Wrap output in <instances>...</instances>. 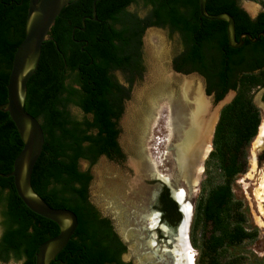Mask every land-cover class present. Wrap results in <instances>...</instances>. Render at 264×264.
Returning <instances> with one entry per match:
<instances>
[{"label":"trees","instance_id":"obj_1","mask_svg":"<svg viewBox=\"0 0 264 264\" xmlns=\"http://www.w3.org/2000/svg\"><path fill=\"white\" fill-rule=\"evenodd\" d=\"M94 2L76 0L62 10L27 84L25 110L40 122L45 136L32 188L48 206L70 210L79 221L51 264H134L123 260L126 245L111 220L91 202V168L103 157L118 164L126 161L119 143L120 121L136 76L142 80L145 72L143 37L150 27H167L171 35H180L184 48L173 60L174 70L203 77L215 103L236 93L220 113L190 228V242L200 251L201 262L225 264L229 251L257 238L233 185L248 172L249 150L263 123L254 96L264 89V54L245 55L231 47L227 22L203 18L199 0H97L96 20ZM132 4L150 8V13L141 19L128 11ZM29 5L30 0H0V106L8 102L7 87L15 54L26 37ZM223 13L235 18L237 34L264 26V14L253 21L234 0H208V15ZM118 72L127 75V87L116 79ZM23 149L10 115L0 111V175L14 171ZM82 162L89 169L83 170ZM161 201L167 217L173 215L172 223L179 222L181 215L168 193ZM0 212L3 261L13 254L16 261L36 264L39 247L60 234L55 222L27 208L11 177L0 176Z\"/></svg>","mask_w":264,"mask_h":264},{"label":"rangeland","instance_id":"obj_2","mask_svg":"<svg viewBox=\"0 0 264 264\" xmlns=\"http://www.w3.org/2000/svg\"><path fill=\"white\" fill-rule=\"evenodd\" d=\"M240 1L242 7L252 17L261 11V7L254 2L255 0ZM259 1L264 3V0ZM250 5L257 7L255 13L248 10L247 7ZM130 11L140 16L145 14L139 7H132ZM181 51L182 42L178 35L173 36L168 32L155 29H150L145 33L143 37L145 72L142 80L133 87L131 99L126 103L125 112L120 121L121 136L119 143L126 154V161L124 164H117L106 158H101L91 168L94 178L90 192L91 202L104 217L111 220L115 232L125 243L127 253L123 259L134 264H168L164 258H162L165 260L164 263L159 262L160 255L151 259V263H147V255L151 252L150 249L143 251V254L146 255L141 260V251H139L140 246L138 244L141 243L140 233L145 237L144 244L147 242L146 239L149 238V229L146 231L140 229L142 216L150 210L163 213V206L159 202V198L152 200L154 193L160 192L162 189L161 184L157 183L152 177L153 173L161 174L173 183L176 181L177 164L174 148L179 143V137L174 125L179 121L178 114L183 111L182 102L179 100L178 92H176L177 86L173 88L174 93L177 95L172 100L169 96L170 91L165 92L163 96L159 94L157 98L152 94L150 98L143 100L140 97L142 90L151 84L150 78L152 76L156 75L160 69L165 68V71L167 70L180 81L187 78L193 80L196 86L200 85L204 96L212 104V114L216 111L217 121L220 118L221 104L215 105L217 103L214 101V96H206V83L203 78L197 74L184 75L174 70L173 60ZM117 78L124 83L120 74H117ZM179 84L182 85L181 82ZM263 93L264 89L256 92L254 102L261 110L262 122L264 123ZM230 95L231 92L223 100L230 101L232 99ZM154 99L158 100L157 106L153 105ZM190 104L192 105L191 102H189ZM71 112L76 118L82 119V113L78 109L72 108ZM182 122L185 123L183 119ZM216 126L217 122L214 131ZM249 162L248 172L236 180L233 189L237 200L244 205L249 226L252 231L257 232V238L246 241L240 247L229 251L225 264H264V137L259 138L258 135L251 145ZM81 167L83 170H87L89 164L82 162ZM204 176L205 171L202 173L197 192L190 198L193 205V216L195 201L200 194ZM175 187L188 190L186 184L182 181L175 184ZM177 208L179 211V207ZM1 220L2 216L0 215V222ZM167 222L171 224L169 220ZM171 225L175 226V224ZM1 233L2 229H0V235ZM150 234H152L151 231ZM158 239L159 242L164 240L160 232ZM158 244L161 246L160 243ZM193 251L196 256L195 264H203L200 251L195 247H193ZM0 264L3 263L0 262ZM9 264L17 263L11 261Z\"/></svg>","mask_w":264,"mask_h":264},{"label":"water","instance_id":"obj_3","mask_svg":"<svg viewBox=\"0 0 264 264\" xmlns=\"http://www.w3.org/2000/svg\"><path fill=\"white\" fill-rule=\"evenodd\" d=\"M72 1L76 0H30L26 37L15 54L13 69L7 87L8 102L0 106V111L7 112L10 115L24 143V149L15 161L14 171L9 175L0 176L13 178L16 191L27 208L34 214L55 222L60 228V234L57 237L48 240L39 247L36 264H51L70 242L79 224L78 217L74 212L66 209L51 208L32 188V174L43 152L45 136L40 122L27 113L24 107L27 96V84L38 70L43 45L51 40L49 33L56 19ZM96 1L93 5L95 20L97 18ZM207 2L208 0H199L201 16L211 21H226L228 23L227 31L230 46L233 48L241 47L243 42L236 41L233 17L228 14L208 15ZM246 37L250 38V36ZM29 64H32V67L27 69ZM235 95L236 93L232 91L230 95L232 99L230 101L222 100L215 105L222 104V111L226 105L232 102ZM206 96L209 97L207 93ZM212 150L213 147L209 153ZM158 181L169 188L162 180ZM173 200L180 207L179 203L175 199ZM179 209L182 218L183 212L181 208Z\"/></svg>","mask_w":264,"mask_h":264},{"label":"bare ground","instance_id":"obj_4","mask_svg":"<svg viewBox=\"0 0 264 264\" xmlns=\"http://www.w3.org/2000/svg\"><path fill=\"white\" fill-rule=\"evenodd\" d=\"M247 8L252 13L257 11L255 5H250ZM31 67L32 64H29L27 69ZM173 76L174 75L167 70L165 71V68L160 69L156 75L150 78L151 84L142 90L140 97L141 99L143 98V100H147L152 94L157 98L159 94L163 96L165 92L170 91L169 96L172 100V98L177 95L174 93L175 91H173V88L177 86L176 92H178L179 100L182 102L183 108V111H181L182 109L180 110L183 114H178L179 121L177 120L178 123L174 125L175 129L178 131L179 137V143L175 145L174 148L177 164V178L173 183L168 178L156 172L153 173L152 177L164 181L169 189H172L171 192L175 200H177L181 206L183 220L176 226L171 227L161 222L162 220L158 212L153 211L145 214L141 218L142 225L140 229L142 231L149 229L152 234H150L149 238L146 239L147 242L144 244L145 237L140 233L139 239L141 243L138 245L141 248V250L139 248V251H141V260L144 258V255H146L143 254V251L145 249L151 250L147 255V263H151V259L160 255L161 258L159 262L161 263L166 260L165 262L168 264H195L196 256L194 255L193 247L190 242V226L193 219V206L190 198L197 192L204 171V162L212 148V135L214 134L213 132H215L214 128L216 122L218 124L219 118L217 121L216 111L212 114V104L204 96L200 85L196 86L193 80H188L187 78L182 80V82L180 79L178 80V78ZM180 82L182 85L179 84ZM189 102H191L192 105H189ZM157 104L158 100L154 99L153 105L157 106ZM213 106L215 105L213 104ZM220 106V108H222V104ZM182 119L185 123L182 122ZM263 137L264 123L259 133V138ZM180 181L186 184L188 190L175 187V184ZM158 229L166 236L168 240V242H166L167 246H160L157 243L155 231Z\"/></svg>","mask_w":264,"mask_h":264},{"label":"flooded vegetation","instance_id":"obj_5","mask_svg":"<svg viewBox=\"0 0 264 264\" xmlns=\"http://www.w3.org/2000/svg\"><path fill=\"white\" fill-rule=\"evenodd\" d=\"M234 2L236 3V5L237 6H239L241 9H243L245 12H247V10L246 9H244L243 7H242V5H241V1L240 0H234ZM257 5H259V7H261L260 9H261V11L259 12V13H257L256 14V16H254V17H252L248 12V14L250 15V18H251V20H256L257 18H258V16L260 15V14H264V3L263 2H261V1H259V0H255L254 1ZM132 7H139V8H141L144 12H145V14H144V16H140L139 14H137V13H135V12H131L130 11V8H132ZM128 11L129 12H131V13H135V14H137L138 15V17L139 18H141V19H145L147 16H148V14L150 13V8H145V7H143L141 4H132L129 8H128ZM223 14H228V15H230L229 13H223ZM231 16V15H230ZM231 17H233V16H231ZM233 19H234V21H235V29H236V41L237 42H240V41H242L243 43H242V46L241 47H239V49H237L241 54H245V55H251V54H257V55H261V54H264V26H258L257 27V29L255 30V31H253V32H243L242 34H237V22H236V20H235V18L233 17ZM227 25H228V23H227ZM150 29H155V30H161V31H164V32H168L169 34H171V31H170V29L169 28H158V27H150V28H148V29H146V31H145V33L148 31V30H150ZM175 35H178V34H175ZM179 37H180V35H178ZM246 36H250V38L249 37H246ZM183 43H182V50H183ZM248 64V65H247ZM261 64H263V63H260L259 65H261ZM250 63H246L245 64V67H253V66H255L254 64H251L250 66ZM116 74V79L118 80V78H117V74H120L122 77H123V80H124V83H122V82H120L119 80H118V82L119 83H121L122 85H124V86H128V77H127V75H125V73H123V72H118V73H115ZM203 78V77H202ZM140 79V77L139 76H136V79H135V81H136V83L137 82H139V81H141V80H139ZM203 80L205 81V79L203 78ZM205 83H206V81H205ZM217 94V93H216ZM263 98H264V93H263V95H262V100H263ZM128 102V101H127ZM126 102V103H127ZM263 102V101H262ZM264 103V102H263ZM262 126V125H261ZM260 129H261V127H260ZM104 158V157H103ZM118 164V163H117ZM155 179V181L157 182V183H159V184H161V186H162V189L160 190V192H156V193H154V196H153V198H152V200L154 201V200H157V198H159V202H161V204H162V201H161V199H162V196L164 195V194H166V193H168V195H169V198H171L172 199V201H174L173 199H175L174 198V196H173V193L171 192L172 191V189L170 188H167L166 186H163L162 185V183L160 182V181H158V179L157 178H154ZM164 182V181H163ZM168 186V185H167ZM155 194H156V196H155ZM177 201V200H176ZM178 202V201H177ZM179 203V202H178ZM177 205V204H176ZM180 205V204H179ZM162 206H163V213H161V212H158V211H155V210H150V211H147V213H145V214H148V213H150V212H153V211H155V212H158L159 214H160V219L162 220L161 222L162 223H166V224H168L169 226H171V227H174V226H172L171 224H175V226L178 224V223H180L182 220H183V215H182V218H181V220L179 221V222H177V223H172V221L171 220H173V215H169V217H167V213H166V211H165V206L162 204ZM178 207V206H177ZM179 208H181V206L179 207ZM180 210V209H179ZM2 211V210H1ZM178 213H180L179 211H178ZM144 214V215H145ZM0 215H1V212H0ZM181 215V214H180ZM167 217V218H166ZM169 220V222L171 223V224H169L167 221ZM191 227V226H190ZM159 232L162 234V236L164 237V240L162 241V242H159V239H158V237H159ZM156 234H157V236H156V241H157V243H160L161 244V246H167L166 244V242H168V240L166 239V236H164L163 235V233L161 232V230H157L156 232H155ZM2 234V233H1ZM148 236H150V231L148 230ZM125 244V243H124ZM126 255V254H125ZM124 255V256H125ZM123 256V257H124ZM5 257V255L4 254H0V262H2L3 264H9L11 261H14V262H16L17 264H23L24 263V259L23 260H18V261H16V259H15V257H14V255L13 254H10L9 255V260L8 261H3V258ZM124 260V259H123ZM125 261V260H124ZM163 263H164V261H162Z\"/></svg>","mask_w":264,"mask_h":264}]
</instances>
